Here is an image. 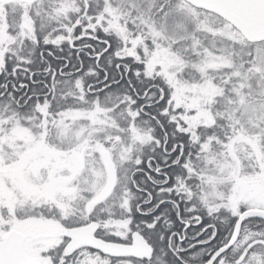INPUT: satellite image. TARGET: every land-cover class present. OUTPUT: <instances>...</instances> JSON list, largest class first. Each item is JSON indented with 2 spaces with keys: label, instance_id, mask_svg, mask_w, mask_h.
Returning <instances> with one entry per match:
<instances>
[{
  "label": "snow or ice",
  "instance_id": "snow-or-ice-1",
  "mask_svg": "<svg viewBox=\"0 0 264 264\" xmlns=\"http://www.w3.org/2000/svg\"><path fill=\"white\" fill-rule=\"evenodd\" d=\"M0 264H264V0H0Z\"/></svg>",
  "mask_w": 264,
  "mask_h": 264
}]
</instances>
